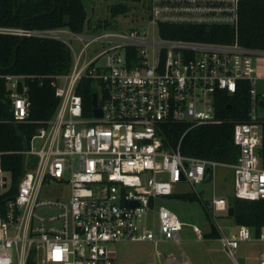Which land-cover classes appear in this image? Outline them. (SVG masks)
Returning <instances> with one entry per match:
<instances>
[{"label": "built area", "instance_id": "obj_1", "mask_svg": "<svg viewBox=\"0 0 264 264\" xmlns=\"http://www.w3.org/2000/svg\"><path fill=\"white\" fill-rule=\"evenodd\" d=\"M134 2V13L120 14L107 26H99L97 16L80 31L0 24V34L61 40L72 55L70 70L51 81L58 107L24 149L23 171L14 187L12 176L0 168V264H28L29 258L34 264H116V242H178L184 222L158 197L173 194L179 184L194 187L213 180L210 213L215 220L230 205L215 193L218 166L233 169L234 196L264 198L254 59L264 49L237 40L165 35L173 31L168 25L237 28L240 0ZM0 78L12 121H27V75L5 72ZM84 78L95 82L101 115L94 113L93 97L87 113L79 92ZM242 87L251 95V109L248 121L234 125L235 162L185 155L179 145L164 142L167 123L189 128L221 123V92ZM219 229L218 239L236 264H241L236 257L241 242L264 240V225L259 234L247 224L230 234ZM193 231L198 240L206 238L197 224ZM251 264H264V250Z\"/></svg>", "mask_w": 264, "mask_h": 264}, {"label": "trees", "instance_id": "obj_2", "mask_svg": "<svg viewBox=\"0 0 264 264\" xmlns=\"http://www.w3.org/2000/svg\"><path fill=\"white\" fill-rule=\"evenodd\" d=\"M130 1L138 0H120L111 4L109 16L99 17V26L103 22L107 26L113 18L128 12ZM238 15L237 28L229 25H168L173 31L165 35L223 42L237 40L245 47L264 49V0H240ZM88 20L91 21V18L85 0H0V24L3 25L33 28L66 26L80 31ZM71 64V51L61 40L0 34V73L26 74L31 99L27 121L13 122L6 83L0 78V168L12 176L13 187L23 171L24 149L30 146L40 122L51 118L58 107L59 98L51 81L56 74L69 71ZM96 90L92 79L84 78L81 81L79 92L84 97L87 113L91 111ZM258 100L264 105V95H257ZM250 109L251 95L248 89L242 87L235 93L225 90L218 100L217 114L223 119L221 123L190 128L185 123H167L163 129L164 142L174 147L179 145L181 153L185 155L235 162L239 147L233 140L234 125L248 121ZM261 123L263 139L259 154L264 166V120ZM182 195L196 196L191 192ZM228 202L234 206L231 216L236 224H247L255 234H259L264 225V198L249 199L233 195ZM205 236H219L214 224L211 232L205 233ZM28 264H34L32 258H29Z\"/></svg>", "mask_w": 264, "mask_h": 264}, {"label": "rangeland", "instance_id": "obj_3", "mask_svg": "<svg viewBox=\"0 0 264 264\" xmlns=\"http://www.w3.org/2000/svg\"><path fill=\"white\" fill-rule=\"evenodd\" d=\"M120 0H85L88 16L95 20L97 16L105 18L109 16V6ZM129 11L134 13L136 2H128ZM94 9V11H93ZM98 17V18H99ZM74 48L79 44L72 42ZM255 63L258 66L257 92L264 95V55L255 54ZM260 99V98H259ZM257 116L264 120V105L257 102ZM34 145L40 146L35 140ZM233 169L231 167L218 166L216 168L214 187L217 196H225L229 200L234 194ZM2 191V189H0ZM194 193L195 197H185L182 194ZM200 194V195H199ZM213 196V180L201 182L194 187L190 184H179L171 195L158 197V203H162L174 210L183 220L180 241L159 240L153 242H116L118 251L116 264H167L170 256H175L174 264H236L222 247L218 237H207L198 240L193 231V225L197 224L204 233L216 226L218 235L220 229L230 234L237 228V224L228 211L217 213L214 220L210 211V202ZM264 250V240L243 241L237 250V259L241 264H251L260 251Z\"/></svg>", "mask_w": 264, "mask_h": 264}, {"label": "water", "instance_id": "obj_4", "mask_svg": "<svg viewBox=\"0 0 264 264\" xmlns=\"http://www.w3.org/2000/svg\"><path fill=\"white\" fill-rule=\"evenodd\" d=\"M54 8L55 7H53V9ZM42 13H46V11L42 12ZM42 13H40V14H42ZM93 104H94V113H95V115H101V113H102V109H101L102 100L98 99V95H97L96 92L93 93ZM228 214L229 215H233L234 214V206L233 205H229Z\"/></svg>", "mask_w": 264, "mask_h": 264}, {"label": "crops", "instance_id": "obj_5", "mask_svg": "<svg viewBox=\"0 0 264 264\" xmlns=\"http://www.w3.org/2000/svg\"><path fill=\"white\" fill-rule=\"evenodd\" d=\"M257 71H258V67H257ZM175 263V260H172L170 263H167V264H174Z\"/></svg>", "mask_w": 264, "mask_h": 264}]
</instances>
